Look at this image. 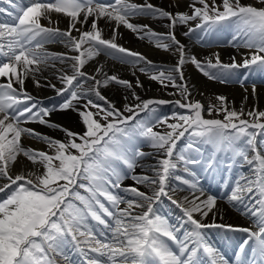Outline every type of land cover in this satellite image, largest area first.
Listing matches in <instances>:
<instances>
[{"label": "snow or ice", "instance_id": "obj_1", "mask_svg": "<svg viewBox=\"0 0 264 264\" xmlns=\"http://www.w3.org/2000/svg\"><path fill=\"white\" fill-rule=\"evenodd\" d=\"M0 4L6 5L0 7V180L5 181L0 193H6L0 199V264H229L205 239L202 230L212 227L247 234L238 245L235 264H264V111H245L243 103L237 109L223 95L207 107L191 100L184 72V66L192 64L223 83L245 69L238 78L241 84L248 74L264 73V0H191L186 11L148 0ZM179 7L180 0L169 5ZM53 13L69 18L66 30L53 26L58 24ZM136 16L166 20L167 31L133 23ZM101 19L114 22L111 38H104ZM120 26L172 53L175 63L157 64L118 44ZM178 26L186 28L184 37H195L199 43L210 44L209 37L228 33V45L252 51L241 62L232 56L225 63L218 52L200 60L177 38ZM52 43L63 44L67 51H48L45 46ZM101 54L130 65L162 87H172V95L182 100L141 99L135 91L143 88L138 77L133 83L108 75L103 64L93 74L83 70ZM56 62L63 67L56 68ZM49 67L60 88L47 78L44 84L37 79ZM29 79L36 87L54 89L62 101L43 106L27 91ZM111 84L129 93L123 109L102 92ZM252 89L255 93V84ZM169 103L185 110L173 113V123L154 115L157 106ZM70 109L80 118V131L50 120L53 112ZM213 112L222 118H206L205 113L212 117ZM28 123L58 129L64 138L26 127ZM158 126L166 131H154ZM186 134V143L178 148ZM24 137L45 143L46 149L25 147ZM142 144L156 154L149 165L151 175L135 172L139 161L151 155ZM21 156L34 170L13 171ZM193 168L211 174L226 170L222 193L207 194ZM233 168L240 169L235 179ZM126 179L133 183L125 185ZM185 187L188 195L174 198ZM162 197L180 210L174 223L158 211ZM218 197L251 218L255 230L197 219L196 214L215 215Z\"/></svg>", "mask_w": 264, "mask_h": 264}, {"label": "bare ground", "instance_id": "obj_2", "mask_svg": "<svg viewBox=\"0 0 264 264\" xmlns=\"http://www.w3.org/2000/svg\"><path fill=\"white\" fill-rule=\"evenodd\" d=\"M141 1H144V0H132V2L134 3H138ZM149 1L157 2L163 6H169L173 2V0H149ZM190 2L191 0H180L179 9H172V10L173 11H176V10L186 11L187 6L189 5ZM52 20L54 22L58 21V24H54L53 26H58L61 30H66L69 25V18H67L66 16L62 14L53 13ZM131 20L132 22H140L142 24H148L150 26H153V29H155L156 32L167 31L163 28H158L154 24H151L150 20L144 16H136V17L131 18ZM42 23L45 25H48L47 20H42ZM114 26H115L114 22H109L106 19H101L99 21V27L103 29L104 36H107V35L112 36V29ZM176 34H177V38L180 39L187 46V50L190 53L192 52L198 53L203 59L211 56L215 52H218L220 55H225L226 57H229V58L232 56H235L236 61L241 62L243 55L245 53L252 51V50L245 49V48L223 47L219 45H217L218 47L216 46L209 47V46L200 44L198 42L192 41L190 39H187L179 31H176ZM73 35H77V33L73 32ZM116 41L126 48H129L133 51H137V52L144 54L148 59L152 60L153 62L157 64H160V63L174 64L175 63L176 57H174L172 53L164 51L162 49H157L154 46V44L149 42L147 39H143V40L138 39L137 34L133 33L131 30L125 28L124 26H120L119 34L117 35ZM45 47L50 52L67 51L65 46L60 43L48 44ZM73 54H76V53H73ZM98 64L104 65V71H108V72L112 71V73L118 75L120 78L127 79L129 81H132L133 83H135V80L138 77L140 82L143 84V88L135 89L136 93L139 96H143L146 99H160L163 97V94L160 91L163 89V87L157 81L149 79L147 75L140 73L136 69H133L130 65L121 63L119 60H114L108 56H105L104 54H101L100 56H97L93 60H90L86 64L83 70L89 74H93L94 69L98 66ZM60 67H63V66L60 65L59 62H56V68H60ZM65 71H67L68 74H71V71L68 70L67 68H65ZM133 71H135V76L133 75ZM184 72H185V79L187 81L189 90L192 93L191 97H193L195 100L201 101L203 104L208 103L209 99L216 100L215 99L216 96L223 95L227 97L229 105L234 106L237 109L240 108L242 103L244 104V107H252L254 105V99H256L255 95H257L259 99L258 104L260 108L264 109V84H255L256 90H255V93H253L252 85L254 83L250 82L249 84L244 83V84L230 85L226 82L222 83L218 80L215 81V80L209 79L208 77L204 76L201 72H199L196 69L195 65H192V64H186L184 66ZM55 75H56L55 70L49 67L48 69L43 71L42 76L37 77V79H41V83L44 84L45 81L43 78H47L48 82H50L51 84H55L57 88H60L61 83L55 78ZM27 85H28L29 90H32L40 94V96L42 97H45L47 95L56 94L55 90L50 87H47V86L36 87L31 79L28 80V84H26L25 86ZM245 89H247V91H245ZM105 91L108 93L109 96L114 97V101H118V103L120 104L121 103L125 104L126 101L124 97L129 95V93L126 90H123L120 87L116 88L114 86L109 87L108 89H105ZM245 97H247L246 101H245ZM56 114H58V116H55V121L57 122V124L63 125V127L65 128H68V124H75V125L80 124V118L79 117L75 118V114L71 112L70 110L64 113L57 112ZM205 116L206 118H219L216 113H212V117H208L207 113H205ZM32 124L33 126H31ZM25 126L29 128H33L38 132H41L40 130L42 127H46L45 125L35 124V123H29L28 125H25ZM72 127L76 128L74 126ZM81 127L82 126L80 124V126L74 129L73 131H80ZM41 133H43V131ZM183 140H181L180 143H182ZM22 144L25 147L26 146L32 147L34 149H40V150L46 149L45 143L35 140L33 138H28V137L22 138ZM22 168H24V170L26 171L34 170L33 165L30 162H28L26 158L21 156V157H18V162L13 167V171L18 173ZM221 171L217 172V175H220V177H221ZM224 178H227L226 174H224ZM210 180L211 179L209 176L205 177L202 180V182L199 183V186L203 188L207 194L213 195L205 188V186ZM4 182L5 181L0 180V183H4ZM125 183L132 184L133 181L131 179H127ZM170 183H175V182L173 181ZM144 191H147V189L145 188ZM184 195H188V191L186 187L184 188L183 191H178L174 193V198L176 197L182 198ZM162 201L171 203L170 201H168L166 198H163V197L161 199V202ZM217 209L218 211L215 212V215L213 213H209L207 217L201 218L199 214H196V218L200 219L201 222L204 224H212L213 221H215V223L217 224H232L236 227H246V228H250L251 226L255 227L253 220L251 218L243 215L241 211L232 207L224 199L218 198ZM177 210L180 216L181 215L180 210L178 208ZM216 230H224V229L212 227V228L203 229L202 231L205 235V239L207 240V242L219 251L217 240L214 239L213 237L214 235L212 234ZM232 233L234 236L239 234L238 232H232ZM226 241H229V239H227ZM220 253L222 254V252Z\"/></svg>", "mask_w": 264, "mask_h": 264}, {"label": "rangeland", "instance_id": "obj_3", "mask_svg": "<svg viewBox=\"0 0 264 264\" xmlns=\"http://www.w3.org/2000/svg\"><path fill=\"white\" fill-rule=\"evenodd\" d=\"M219 2V1H218ZM242 2H245V3H252L251 1H249V0H242ZM154 20L155 21H162L163 19H161V20H159V19H155L154 18ZM112 36H104V38H111ZM194 39H195V41H196V38L195 37H193ZM229 38V34L228 33H222V34H219V35H213V36H211V37H209V39L212 41V43H210V45L209 46H213V47H215V46H217V45H225V46H228V44L226 43V41H227V39ZM117 42V41H116ZM118 43V42H117ZM204 44V43H203ZM192 54H195V53H192ZM196 55V54H195ZM197 56V55H196ZM197 58L198 59H200L198 56H197ZM200 60H204V59H200ZM160 64H168V63H160ZM108 75H111V74H114V73H112V71L111 72H108V71H105ZM244 74V73H243ZM243 74H241V75H238V78L239 77H242V75ZM258 76V75H257ZM259 78H261V77H263V75H259L258 76ZM99 78V77H98ZM238 78H234V79H232V80H230V81H228L227 83H229V82H231V83H234V84H240V82H239V79ZM253 80H256L257 81V79L254 77V76H251V75H249L248 74V76H247V79H245L244 80V83L247 81V83H250L251 81H253ZM262 82H264V80H261ZM26 84H28V81L26 82ZM29 86H31V85H29ZM112 86H114V87H116V88H121V89H123V90H125L122 86H119V85H116V84H111L110 86H108L107 88H104V89H108L109 87H112ZM26 87V89H27V91L29 92V93H31V95L32 96H34L37 100H39V101H41V103H42V105L43 106H46V105H44V100H42L41 98H40V96L38 95L37 96V94L34 92V91H29V88H28V85L27 86H25ZM136 91V90H135ZM175 91V89H173L172 87H168V88H163V92H164V94L165 95H172V93ZM175 96V95H174ZM173 95L170 97V101H175V100H177L175 97H174ZM180 96V95H179ZM141 97V99H143V96H140ZM174 98V99H173ZM180 98H181V96H180ZM255 98L256 99H254V105L252 106V107H245V111H248V110H251V109H253V108H256V109H258V110H261V111H264V109H262V108H260V106H259V104H258V102H259V99H258V96L257 95H255ZM189 99H191V100H194L192 97H189ZM169 100V99H168ZM181 100H182V98H181ZM214 100V99H213ZM213 100H211L210 101V103H212V104H216L217 103V101H213ZM119 106H117V107H120L121 109H123V105L124 104H118ZM168 106V110L166 111V112H164V113H161L160 114V116L159 117H172V115H173V113H174V111H176L175 113H183V112H185V110L184 109H180V108H178L174 103H169V105H167ZM205 106L207 107V103L205 104ZM47 107V106H46ZM157 110H160V107H158L157 106ZM156 110V111H157ZM68 111V110H67ZM67 111H60L61 113H64V112H67ZM73 111H75V110H73ZM72 112V111H71ZM74 114H75V118H78L79 116H78V114H77V112L75 111V112H73ZM213 113H215V112H213ZM141 115H143V114H141ZM54 116V114L51 116V118H54L53 117ZM54 120H55V118H54ZM173 122H175L173 119H169L168 120V123H173ZM74 127H79V125H75ZM161 128H163V129H165V131H166V128L164 127V126H160ZM76 128H74V129H76ZM68 129H73L72 128V124H68ZM73 129V130H74ZM41 131V130H40ZM164 131V132H165ZM42 132V131H41ZM161 132V131H160ZM44 133V132H43ZM161 133H163V132H161ZM45 134V133H44ZM47 135H49V136H52V137H54V138H56V139H61V140H63V138L62 137H64V134L62 135L61 133H58V132H53V129H51V131H49L48 133H47ZM187 135V134H186ZM184 138H182V140H183ZM154 156H156V154H154ZM124 184H126L125 182H123ZM5 195H6V193H0V199H3L4 197H5ZM124 205H121V207H123ZM158 211H161V209L160 208H158Z\"/></svg>", "mask_w": 264, "mask_h": 264}]
</instances>
